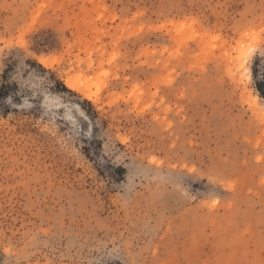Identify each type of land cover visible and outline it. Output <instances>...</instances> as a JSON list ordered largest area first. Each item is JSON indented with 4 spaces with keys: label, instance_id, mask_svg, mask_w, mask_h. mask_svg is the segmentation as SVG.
<instances>
[{
    "label": "rangeland",
    "instance_id": "obj_1",
    "mask_svg": "<svg viewBox=\"0 0 264 264\" xmlns=\"http://www.w3.org/2000/svg\"><path fill=\"white\" fill-rule=\"evenodd\" d=\"M256 59L264 0H0V264H264Z\"/></svg>",
    "mask_w": 264,
    "mask_h": 264
},
{
    "label": "trees",
    "instance_id": "obj_2",
    "mask_svg": "<svg viewBox=\"0 0 264 264\" xmlns=\"http://www.w3.org/2000/svg\"><path fill=\"white\" fill-rule=\"evenodd\" d=\"M252 79L255 91L264 98V63L260 65L259 59H256L252 65Z\"/></svg>",
    "mask_w": 264,
    "mask_h": 264
},
{
    "label": "bare ground",
    "instance_id": "obj_3",
    "mask_svg": "<svg viewBox=\"0 0 264 264\" xmlns=\"http://www.w3.org/2000/svg\"><path fill=\"white\" fill-rule=\"evenodd\" d=\"M248 77H249V76H248ZM80 83H81V82H80ZM65 84H67V86L72 87V88L75 87V83H73V81H70V80H68L67 83H65ZM255 97L257 98L256 95H255Z\"/></svg>",
    "mask_w": 264,
    "mask_h": 264
}]
</instances>
